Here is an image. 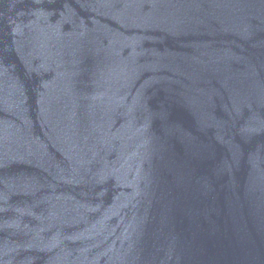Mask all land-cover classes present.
<instances>
[{
  "label": "water",
  "instance_id": "95a60500",
  "mask_svg": "<svg viewBox=\"0 0 264 264\" xmlns=\"http://www.w3.org/2000/svg\"><path fill=\"white\" fill-rule=\"evenodd\" d=\"M0 264H264V0H0Z\"/></svg>",
  "mask_w": 264,
  "mask_h": 264
}]
</instances>
